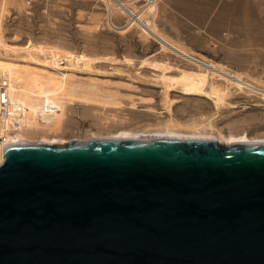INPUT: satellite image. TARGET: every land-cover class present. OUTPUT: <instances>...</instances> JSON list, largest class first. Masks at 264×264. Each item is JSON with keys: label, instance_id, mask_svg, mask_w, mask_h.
<instances>
[{"label": "water", "instance_id": "1", "mask_svg": "<svg viewBox=\"0 0 264 264\" xmlns=\"http://www.w3.org/2000/svg\"><path fill=\"white\" fill-rule=\"evenodd\" d=\"M0 264H264V141H1Z\"/></svg>", "mask_w": 264, "mask_h": 264}, {"label": "rangeland", "instance_id": "2", "mask_svg": "<svg viewBox=\"0 0 264 264\" xmlns=\"http://www.w3.org/2000/svg\"><path fill=\"white\" fill-rule=\"evenodd\" d=\"M222 1L228 2L227 11L224 6L220 9L221 0H162L157 22L172 38L244 73L264 89V4ZM144 2L139 0L136 5ZM241 10L260 19L246 20ZM110 11L105 0H0V63L15 64L11 72L17 77L9 86L16 97L32 100L35 91L47 87L59 94L76 91L65 103L62 120L53 127L10 126L9 133L25 132L31 143L63 145L97 136L113 137L121 130L132 131L134 138H164L174 131H195L204 124L218 142L240 140L228 138L231 135H243L241 141H264L262 93L232 86L224 101L216 105L214 95L207 93L209 85L202 94L170 88L168 104L162 69L142 65L143 58L161 49L160 43L142 35L137 25L120 32L109 21ZM113 16L118 25H125L129 18L120 13ZM30 44L46 50L36 54ZM67 51L100 61L91 67L72 69L65 58ZM52 52L59 54L56 62ZM126 58L133 61L126 62ZM154 59L170 61V75L178 74L180 68L195 67L168 50ZM32 119L31 115L27 117ZM169 123L176 125L170 132L165 129Z\"/></svg>", "mask_w": 264, "mask_h": 264}, {"label": "bare ground", "instance_id": "3", "mask_svg": "<svg viewBox=\"0 0 264 264\" xmlns=\"http://www.w3.org/2000/svg\"><path fill=\"white\" fill-rule=\"evenodd\" d=\"M105 1L107 2L111 10L109 21L112 26L116 27L120 32L124 33L126 31L128 32L129 29L137 25L142 30V35H147L151 38H154L160 43L161 49L153 53L152 55L143 58L142 65L151 67L153 69H162L163 74L161 78L166 85V99L168 100V104H170V99L168 98V92L170 88H178L186 94H202L206 92L209 85L210 89L207 93L210 96L214 95L213 97L215 99L216 105H219L224 101L225 96L229 93V90L232 86L248 93H255L257 91L264 95V89L254 85L251 81H249L244 73L232 69L224 63L210 59L204 54L188 48L180 41L169 36L157 22L158 11H160L159 5L162 0H145V2L142 3L140 7L136 5V2L139 0ZM119 13L128 15L129 18L125 25H118L117 23H115L113 15ZM1 36L2 32L0 28V44L3 42ZM29 48L33 49L32 52L36 54H41L42 51L45 52L46 50L45 48L35 47L32 44L29 45ZM165 50L175 53L186 61L192 63L195 67H189L190 69L180 68L178 74L170 75L168 72L173 71V66L172 64H170L171 62L169 61V63L167 61H160V59H154L158 53ZM52 54L56 62L58 60L57 57L59 56V54L56 52H52ZM65 58L69 62L70 68L77 69L79 67V70L80 67H91L95 62L100 61L99 59L94 60L86 54L75 53L72 51H67L65 53ZM125 61L131 63L133 59L126 58ZM14 68V63L10 64L9 66L0 63V142L9 140L29 142L28 136L25 132L15 131L9 133L8 127L19 125H25L27 127L40 126L44 128L53 127L54 124H57L62 120L66 109L65 103L70 98V96L75 95L76 91L66 90L62 94H59L60 92L58 93L57 90H53L47 87L46 89L35 91L37 94L32 97V100L18 98L16 97L15 91H12L9 86L14 85L11 82L15 79V77H17V75L11 72L12 70H14ZM219 80L221 81L220 84H215ZM73 88H75V86H73ZM64 95L67 97H65ZM171 102L173 103V101ZM30 115L33 119L27 120V117H29ZM175 124L177 123L175 122ZM175 124H166L165 129L169 131V129L176 127ZM207 127L210 126L207 125ZM167 130L166 132L169 133L170 131L168 132ZM132 134V131L121 130L116 133V136L113 137H117L120 139H133L134 136ZM173 134L174 135H171L169 137L199 138L210 140L216 139H214L213 131H207L204 124H202L201 127L196 128L195 131L187 133L174 131ZM215 137H217V135ZM228 138L240 139L238 140L239 142L244 138V136L242 135L240 137H237L235 135H231Z\"/></svg>", "mask_w": 264, "mask_h": 264}, {"label": "crops", "instance_id": "4", "mask_svg": "<svg viewBox=\"0 0 264 264\" xmlns=\"http://www.w3.org/2000/svg\"><path fill=\"white\" fill-rule=\"evenodd\" d=\"M240 2L242 3V4H255L256 6L258 5H260V4H264V0H240ZM220 4H221V6H220V9H222V6H224V10L225 11H227V9H228V2L227 1H222L221 0V2H220ZM244 9V8H243ZM242 11V13L243 14H246L245 15V19L246 20H259L260 19V16L259 15H255L254 13H251V12H248V11H244V10H241ZM187 19L189 18V17H186ZM175 37H177V36H175Z\"/></svg>", "mask_w": 264, "mask_h": 264}]
</instances>
